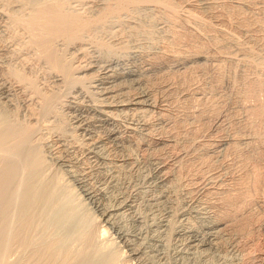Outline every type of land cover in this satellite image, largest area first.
I'll return each mask as SVG.
<instances>
[{
  "label": "bare ground",
  "instance_id": "obj_1",
  "mask_svg": "<svg viewBox=\"0 0 264 264\" xmlns=\"http://www.w3.org/2000/svg\"><path fill=\"white\" fill-rule=\"evenodd\" d=\"M215 98L229 132L203 141ZM263 206L264 0H0V264H170L119 224L137 207L255 264Z\"/></svg>",
  "mask_w": 264,
  "mask_h": 264
},
{
  "label": "rangeland",
  "instance_id": "obj_2",
  "mask_svg": "<svg viewBox=\"0 0 264 264\" xmlns=\"http://www.w3.org/2000/svg\"><path fill=\"white\" fill-rule=\"evenodd\" d=\"M150 75H152V74H150ZM158 77H160V76L156 77V75H155L156 79H158ZM150 78H152V76ZM159 84H161V86L163 85V83L158 82V84L156 83L155 86L161 87ZM224 90L225 89L222 88V90H221L222 94H225L227 92L226 90L225 91ZM215 103H217V104H215ZM207 104L210 105L212 109L214 108L213 110H215V113L207 112L208 115L205 113L206 115L204 117V120L201 121V125L202 126L204 125L203 126L204 129H202V130H204V132L202 134L201 139L203 141H210V140H215V139L225 137L227 135V133L229 132V125L226 121L221 122L222 119L219 118V116L222 117L223 114H225L226 106L221 104V100L219 98H215V100H213V102H210V99H209L208 103H206L205 105H207ZM216 106H217V108H215ZM218 108H220V110ZM221 108H223L224 111ZM218 112H219V114H218ZM208 150H209V154L211 156H213V157H210V160H211V167H213L214 170L211 171L210 174H213V173L221 174L222 171H224V170H222V168H224L226 166V161H221V162L217 161L216 155H214L216 149L213 146H211V145L208 146ZM206 175H207V177H209V174H206ZM135 182L141 190L146 191L145 187L147 184H146V174L145 173L137 174L135 176ZM198 188H200V186ZM188 208H189L188 206L185 207V209H188ZM141 211H142V213H141ZM258 213H259L258 216L261 219H264V206L260 209V211ZM124 215H121V216H123L122 218H121V216L118 217L119 218L118 222L121 225V227H123V229L125 231L129 232V231L136 230V231L143 232L145 230L144 232L147 233V231H148V234L151 235L153 238H156V240H158L159 242L162 241V243H164L165 246L167 245L166 247H168V248L166 250L168 252V256L170 255L168 257V258H170L168 260H171V261H169L170 264L171 263L177 264L180 261L182 255H184V254L186 255L189 253L193 254V258L197 255L192 260L191 264H216V263L217 264H235L233 262V260L231 259L230 254H225L224 252L215 251L208 246H203L201 248H198L196 251L189 249V247L187 246L185 241L182 242V240H180L179 238L169 237L168 231H166L164 229V227H162L161 223L159 222V219L161 217H168V219L170 221H172L173 223L177 222V224L179 222H184L187 218H189V220H191L194 223L195 228L197 229L199 234L203 235L206 232V230L204 228L205 224L193 212H190L188 215L181 217L178 220H176V219H173V217L170 216L169 214H167L165 211L153 212L152 210L150 211L148 209H142L141 207H137L134 209L133 215L130 216L127 214V215H125L127 217H125ZM262 231L263 232H261V235L259 234L257 236V240H256L255 245L252 244L253 246L250 245V247H249L250 254L253 256L255 264H261V259H262V257H264V252H263L264 251V246H263L264 245V242H263L264 241V227H263ZM180 242H181V244H180ZM167 243H169V244H167ZM254 246H257V247H254ZM252 247H254V248H252ZM261 247H263V248H261ZM257 249H258V251H257ZM201 251H202V253H201ZM218 252H219V255H218ZM170 253H173V254H170ZM203 253H205V254H203ZM257 253H258V255H257ZM208 254H209V256H208ZM220 254H222V255H220ZM174 255H175V257H174ZM261 255H262V257H261ZM255 257H256V259H255ZM176 258H178V259L175 260ZM194 260H196V261H194ZM166 264H169V263H166Z\"/></svg>",
  "mask_w": 264,
  "mask_h": 264
}]
</instances>
